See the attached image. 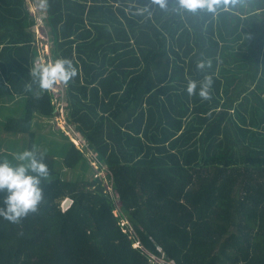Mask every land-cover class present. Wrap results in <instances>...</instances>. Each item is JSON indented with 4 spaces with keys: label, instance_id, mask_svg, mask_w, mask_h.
Masks as SVG:
<instances>
[{
    "label": "trees",
    "instance_id": "1",
    "mask_svg": "<svg viewBox=\"0 0 264 264\" xmlns=\"http://www.w3.org/2000/svg\"><path fill=\"white\" fill-rule=\"evenodd\" d=\"M29 1L0 0V141L17 155L35 146L51 182L38 212L0 217V264H264V0L196 13L172 0H46L50 59L78 70L57 100L84 141L62 132L50 149L36 133L55 106L30 74Z\"/></svg>",
    "mask_w": 264,
    "mask_h": 264
},
{
    "label": "clouds",
    "instance_id": "2",
    "mask_svg": "<svg viewBox=\"0 0 264 264\" xmlns=\"http://www.w3.org/2000/svg\"><path fill=\"white\" fill-rule=\"evenodd\" d=\"M152 4H158L162 9H169L168 0H151ZM235 3L236 0H172L170 10L179 13L187 10L196 13L197 9H205L215 12L216 6L223 3ZM46 4L42 0L41 6ZM149 7L148 5L144 6ZM210 67V64L208 65ZM206 67L203 61L197 63L198 70ZM34 77V82L42 91L55 92L59 86H67L78 74L77 68L70 59L62 58L55 61L49 60L47 63L39 64L31 69L30 73ZM213 81L210 76H205L200 85L199 96L210 99V88ZM197 82L189 81L187 85L188 94H196ZM20 161L12 165L7 161L0 162V217L13 224L20 223L30 214L36 213L39 206L44 202L45 181L51 182V172L45 162L43 153L38 152L33 146L31 150H25L15 157ZM26 162V163H25Z\"/></svg>",
    "mask_w": 264,
    "mask_h": 264
},
{
    "label": "rangeland",
    "instance_id": "3",
    "mask_svg": "<svg viewBox=\"0 0 264 264\" xmlns=\"http://www.w3.org/2000/svg\"><path fill=\"white\" fill-rule=\"evenodd\" d=\"M39 0H34V2H31L30 4V10L32 11L33 15L36 17L37 19V26L35 27L34 31H35V38H36V45H37V49L39 51V60H38V65L39 64H44L47 63L50 59V51L52 48V44L50 41V36L48 35L49 32V28L48 26H46L43 22V18H41V20L39 21L38 18V9H37V2ZM36 4V5H34ZM33 7V8H31ZM43 17H45V13L42 12ZM53 95V104L55 106V116L50 119V120H42V122H39V125L36 126V133L37 136L41 137V143H40V147L42 148H54V144L60 142L59 140H63L61 133L65 132L68 137L74 142H77V144L79 146H82V144L84 143L83 140H81L78 136V133L76 132V130L73 129L72 125H69L67 120H66V109H65V105L63 102H61L60 100H57V98L59 97V95H63L64 90H63V86H59L57 91L55 92H51ZM44 138L47 139L45 142ZM12 138L5 135L3 136V138L1 139V143H2V149L0 151V156L2 157V159H4L3 157L7 154H12L13 155H17L15 153V151H11L8 149V143ZM57 140V141H54ZM90 160H92V164L95 170V174L94 177L95 178H99L103 181L104 186L106 187V189L109 192H112V185H111V180L108 176V170L105 166V164H99V162L97 161L96 158H94L90 153ZM117 206H118V202H117ZM118 208L115 210V213L118 215ZM122 224H127L130 228V223L129 221H123ZM131 230V231H130ZM130 232L131 234L134 233V231L132 230V228H130ZM135 245H139V243H135ZM152 260L154 262H156L157 264H167V262L165 260L156 258V257H152Z\"/></svg>",
    "mask_w": 264,
    "mask_h": 264
},
{
    "label": "built area",
    "instance_id": "4",
    "mask_svg": "<svg viewBox=\"0 0 264 264\" xmlns=\"http://www.w3.org/2000/svg\"><path fill=\"white\" fill-rule=\"evenodd\" d=\"M41 0H39L38 2H37V4L40 2ZM34 5H36V4H34ZM31 8H33V7H31ZM37 9H38V16H39V18H38V20L40 21L41 20V18H44L43 17V15H42V12H43V7L41 6V5H37ZM43 22H44V19H43Z\"/></svg>",
    "mask_w": 264,
    "mask_h": 264
},
{
    "label": "water",
    "instance_id": "5",
    "mask_svg": "<svg viewBox=\"0 0 264 264\" xmlns=\"http://www.w3.org/2000/svg\"><path fill=\"white\" fill-rule=\"evenodd\" d=\"M72 200L70 199V198H67L66 200H65V202L63 203V208L64 209H67L71 204H72Z\"/></svg>",
    "mask_w": 264,
    "mask_h": 264
},
{
    "label": "bare ground",
    "instance_id": "6",
    "mask_svg": "<svg viewBox=\"0 0 264 264\" xmlns=\"http://www.w3.org/2000/svg\"><path fill=\"white\" fill-rule=\"evenodd\" d=\"M73 140V139H72Z\"/></svg>",
    "mask_w": 264,
    "mask_h": 264
}]
</instances>
